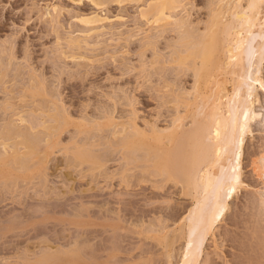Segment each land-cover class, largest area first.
<instances>
[{"label": "rangeland", "instance_id": "1", "mask_svg": "<svg viewBox=\"0 0 264 264\" xmlns=\"http://www.w3.org/2000/svg\"><path fill=\"white\" fill-rule=\"evenodd\" d=\"M212 1L216 0H186L185 13L190 17L186 13L185 18H192L191 25L199 23L197 27H205L210 9L218 8L217 4L210 6ZM106 3L98 6L91 0H0V126L7 120L17 122L36 148L29 160L21 158L15 164L11 162V169L9 163V167L0 169V264H177L180 260L185 241L180 232L183 228L186 231L180 227L181 220L188 216L194 199L183 193L180 182L176 184L157 169V163H153L155 154L147 150L154 152V144L153 149L149 143L141 145L149 144L147 149H130L124 141L125 135L131 133L132 122L141 127L143 136L159 131L156 127L154 131L152 124L163 130L174 125L175 118L179 121L181 116H187L192 98L201 99L196 95L208 89L202 88L197 94L195 91L192 96V68L187 69H191L187 74L176 68L182 65L173 54L180 55L184 46L179 40L180 52L174 49L180 45L175 25L171 26L175 30H163L164 35L160 30L159 39L153 33L157 41L156 46L154 40L153 44L149 42L152 48L147 41L152 38L150 30L154 25H145L139 16L144 2ZM225 4L219 8L226 9ZM228 7L229 4L230 13ZM183 11L180 8L179 12ZM94 12L109 17V23L104 29L89 33L77 17ZM177 13L178 10L174 14ZM166 24L161 29L170 25ZM147 29L151 38L144 36ZM69 37H78L82 48L80 43V49L69 45ZM156 59L160 61L157 63ZM262 72L264 78V67ZM41 80L50 95L35 94L36 90L31 93ZM186 90H190L185 94L191 99L183 94ZM260 93L264 100V92ZM176 97L181 100L177 108ZM185 97L190 100L188 109L187 102H183ZM197 102L193 110L197 114L188 112V118L183 117L184 125L179 127L183 131L193 124L191 118L200 113L201 101ZM42 106L45 109H39ZM55 108L60 116L68 117L65 121H70L61 131L41 126L44 122L46 126L54 124ZM41 111L49 112L48 116ZM20 115L28 123H21ZM260 128L258 120L253 125L254 135L247 136L243 150L242 178L248 187L243 186L230 201V209L212 236L215 238L209 235L204 241L205 249L202 248L197 264H264V216L254 209L260 199L261 181L250 166L252 158L264 147ZM169 131L165 130L164 135ZM148 138L151 139L149 135ZM166 140L165 144L160 143L171 147L177 143V139L173 144H166ZM151 141L155 143L153 138ZM156 144V149L160 148L161 144ZM172 153L170 157L174 156ZM174 153L179 156L181 151ZM4 170H12V174Z\"/></svg>", "mask_w": 264, "mask_h": 264}, {"label": "bare ground", "instance_id": "2", "mask_svg": "<svg viewBox=\"0 0 264 264\" xmlns=\"http://www.w3.org/2000/svg\"><path fill=\"white\" fill-rule=\"evenodd\" d=\"M91 1L94 3V5H98V6L102 5L103 3L105 4L106 2H116L119 4L128 3V2H131V3L139 2V1H142V3L144 2L142 4L143 6L140 5L141 7L139 9L140 10L139 16H141V18H143L145 21L143 19L141 20L144 22V24L145 22L147 24H150L149 26L154 25V27L151 26L153 28V31L156 28L160 27L159 30L156 29V31L154 32L150 30L152 29L150 27L149 30L152 35L148 31V29H147V32H148L147 34L145 33L146 31H144V36L145 35L152 36V38L150 36H147L151 38V40L147 41L148 42L147 46L148 44L150 45L149 42L153 44L152 40H154V44L156 46L157 40L155 41L154 39L155 34H156V37L157 35H159L157 37L159 39V37L163 33H165L167 29L168 30L170 28L172 29L171 26L175 25L174 27L177 30H175L174 28L172 30H175V33H180L179 34L180 36L177 34V36H179V38L177 39L180 45L182 44L180 43V41L183 42L182 45L184 47L181 48L182 52H180L179 47H182V45L181 46L178 45V42L176 41L178 46L174 49L178 50V52H180L181 54L179 55V53L176 52V55L175 54L173 55L176 56L175 58L180 65L182 66L185 65L184 67H186V71L184 70V67L182 68V66L178 67L176 65L177 67L176 66L175 67L181 70L180 72L182 74H187L188 71L191 70V69L189 70L187 69L191 67L192 71H190V74L192 72L191 75L194 76V77L192 76V78L194 79L192 82L193 83L192 87L195 86L194 90L193 88H191V91L192 90L193 91L190 92V90H188V93L189 92L190 94L192 93V96H193V94H195V91L197 94V92L199 93V91L203 89H205L204 91L208 89V92L206 91V93L205 92L199 93L201 95L195 94L196 97L201 96V99H198L201 102H199L197 99L195 100V97L192 98L195 101L194 102L192 100L194 104L191 101L190 105L188 104L190 100L187 101L188 98L185 97L186 101L182 100L183 102H187V109H188V105L190 106L189 107L190 109L188 111L189 113H194L193 110L195 109V107H197L196 106L197 101L200 103L199 105L200 113L198 111L199 115L195 116L194 118L192 117L194 115H190L192 117L191 119L193 120L191 121L193 122V124L191 123V127H189L191 129H189L188 127H187V130L186 128H184L185 129L184 131H183V128L180 129L182 127L181 125H184V123H181L183 121V117L184 119H186V117L189 115L188 112H186L187 109H184L187 116L180 115L181 118L179 117V115L178 117L176 116L177 119L180 118L179 120L180 122L176 120L179 123L178 122L176 123V121H174L176 118L175 116H173L172 119L174 118L175 119L172 121V123L175 122L176 125L175 124L173 125L171 123L173 126L172 125H170V127L167 126L166 127L167 129H164V130L163 128L157 127L155 124L154 125L152 124L153 126L150 125L151 127H154L153 130L156 127L158 128L157 130H159L158 132L162 133V134H159L158 132H155L154 134H157L156 136L151 133L149 134V132L147 136L146 134L143 136L141 127L139 128L138 125H137L138 127H136L135 122L134 123L132 122L133 125L129 126L130 129L128 128L129 132L131 133H129V135H127L128 133L125 135V139L126 138L127 139L124 141V146L126 145L128 147L130 146L129 147L130 149H134L135 146H136L135 147L136 149L138 148V146H139V149H141V147L142 148L145 147L147 149L149 148V144H151L150 146H152L151 147L152 149L156 146L154 152L151 149H147V150H149L150 152L149 154H152V153L155 154V160L158 159V162L157 160L153 161V163L155 162L157 163V166H156L158 167L157 169L159 171H163V173L168 176L167 178L174 180L176 184H179L178 182H180V185L182 184L183 186V187L181 186L183 193H185V195L186 194L190 195L189 197L190 198L192 197V199H194L193 200L194 203L192 202L193 206L190 207L189 212L187 214L188 216H186V218L184 216V218L182 219L183 221L186 220L185 224L182 223V220H181L182 226L180 225V227L183 228L184 226L186 228V231L183 228V231L180 232V235L182 236L184 235L183 237L185 241H183L184 244L182 243L183 247H181V255H180L181 257L179 256L180 260L177 264H197L198 261L200 260V257L202 256L201 254L203 252L202 248H204L203 247L204 241L206 240V238H208L207 236L211 235L210 237H212L214 235L215 230L218 229V225L221 223V221L226 216L228 210L230 209V201L234 198L236 194H238V191L243 186L248 187V184H246L242 178L243 150H244L245 141H246L247 136L250 135L253 137L254 135L253 125L258 120L259 122H261V128L259 129V131L264 135V100H262V97L260 95L261 91L264 92V78L262 75L263 73L262 69L264 67L263 66V63H264V0H218L219 2L216 0L214 1L215 4L212 1V4H210V6L216 7V4H217L218 8L214 9L210 7L211 8L210 10L212 11L210 12L211 15L209 14L210 20H206L208 21V22L205 21L206 23L204 22L205 27H203L204 23L202 26L205 29L197 27L199 23L195 25L193 24L191 25V23L193 22V21L191 22L192 18L191 19L189 18L190 20H187V17L185 18L186 13H187V16L189 14L188 12L185 13V10L187 9L186 5L188 4L186 0H91ZM224 1H226L225 2L226 4L224 3ZM218 3H220V6L222 4L223 6L224 4L225 6L226 5L228 6L229 4L230 7L228 8H230L231 10L230 13L228 12L229 9H227V6H226V9L223 6L219 8L220 6ZM180 8L182 9V11L183 10L184 11L179 12ZM222 9L225 11V14ZM53 10L57 12L58 8L56 10V7H55ZM177 10H178V13H177L178 15L179 14L180 15L185 14V15H183L182 17L181 16L177 17V14L176 15L174 14L175 12H177ZM226 12L229 15H227ZM49 14L51 13L49 12ZM57 15H58V12H57ZM225 16L227 17L229 16V19ZM108 18L109 17L107 16L103 17V15L100 16L99 13L94 12L91 15L87 14L85 16L82 15L80 17H77V20L81 22V24L83 23L84 25H86L85 27L87 30L85 31L89 33L95 31L94 33H96L97 29L98 31H100L102 29L101 27H103V29L105 28L106 22L109 23ZM164 24L166 25L170 24V25L166 26L165 28L162 27L163 29H161V26H163ZM160 30H161V33L159 32ZM163 30L164 31L166 30V31L163 32ZM195 30H197L199 33L195 32ZM153 33L155 34L153 35ZM147 37L145 38L148 40ZM77 38L72 39V37L71 38L69 37L70 39L69 45H73L74 48L77 46L76 48L80 49V47L78 46L81 41L78 43L79 38H78V41H77ZM81 43H80V46L82 48ZM84 43L85 42H83V44ZM152 44L150 45L151 47L153 46ZM171 45L174 46V44H171ZM246 47H247V51H246ZM175 51L173 50L172 52L175 53ZM155 62H153L152 64H154ZM41 81L42 82H39L40 86H39V83H37L38 87L36 86L37 84L34 85V88L36 87L37 88L36 89L33 88V90H30L31 93H33L35 90H36L34 92L35 94H42V92L45 93L49 91L47 89V86L45 88V82L43 80ZM43 82H44V85H41ZM173 82H176V81H173ZM168 86L169 85H165V88ZM48 93H46V95ZM167 93H170V92H167ZM185 93H187V90L183 94ZM33 94L31 95L32 97H34ZM185 96H189V98L191 99V95L185 94ZM178 98L176 99L177 101L174 100L175 107L177 103L178 105H179V102L181 103L180 98L179 99ZM6 105L7 104H5V107ZM43 106L41 108L39 107L38 108L42 110ZM56 108L54 109L55 113H53L55 114L53 115L54 118L52 117V115L49 116V118L52 117L54 119V122H53L54 124H51L50 126H46L45 125L46 123L45 122L42 123L43 122L42 121L41 122L42 125L41 124H37V125H41L43 126V128L48 129L49 131L50 130L56 131L58 129L61 131V127H63V125L66 124L67 121L65 120H67L68 117L65 119L63 115L60 116L61 115L59 113L60 111L57 112L58 108L57 109ZM44 112L41 114L42 115L45 114L44 116L46 115L48 116L49 112L47 111L48 112L47 114ZM179 113L181 112L178 111V114ZM36 116H39V115L36 114ZM61 117L63 118V121H61L62 120ZM0 118H2V116H0ZM19 121L21 123L27 121L28 123V119H26L24 115L19 116ZM11 122L12 120H9V121L7 120L6 122H4V124L9 123L8 125H5L4 127H3L4 124L1 125L3 128L0 126V128H2V131H0L1 132L0 139L2 140L0 142V147H1L0 164L2 165V168L0 166L1 170L6 168L5 167L6 165L7 167H9L11 165V162L13 161L14 163L12 164H15V162H17V160L21 158H24V159L26 158V160L27 159L29 160L30 156L33 157V153L36 154L34 152V150L36 149L34 146V143L31 142L30 138H28L29 136L27 137V135L24 132V129L21 128V125L20 124L18 125L17 122L16 124L13 122L11 123ZM68 122L70 123L69 120ZM146 125L147 124H145V126ZM65 126H67V124ZM132 126L134 128H132ZM35 127L30 125V128H35ZM121 127L119 130L122 129ZM170 128H172V130L173 128H175V130L177 131L182 130L183 132L180 131L179 132L180 135L177 136L178 134L176 133L177 131L176 132L175 130L169 131ZM138 130L141 132H139ZM165 130L169 131L167 132V134H165L166 139L169 140V142L166 139H164L165 137L164 133H166ZM146 131L147 130H145L144 133H146ZM161 131H164V132H161ZM50 133L53 134L56 132H50ZM120 134L122 133L120 132ZM48 135L49 134H47V137ZM148 135L151 139L153 138L155 143H152L153 141H151L150 143L151 139L149 140ZM142 137H147L148 140L147 138H143L144 139L143 140ZM176 139H177V143L176 142L175 143L177 145H180L179 146L180 148L178 147L179 149H176L177 145H175L174 143ZM163 140H166V142H168L166 144H170V142H172V144L174 143V146L171 147V144H170L169 145L170 148H169V146L163 145L165 144ZM156 142L159 144L163 143L160 145V148L158 147V149L160 150L156 149L157 146H159L156 144ZM147 143H149L148 147H146ZM90 144L92 145V143ZM143 144H145L146 146H141ZM152 144H154L155 146ZM163 146H166L167 149H165L166 147H163ZM85 148L87 149V147ZM162 148L165 149V152L161 150ZM168 149L170 150L167 152ZM175 150H176V153L178 154L181 151L179 156H176V154L174 153ZM85 151L87 152L88 150H85ZM170 151L171 153L174 151L172 154L174 155L173 156L174 159L176 158L175 160L171 159L172 156L170 157ZM171 160H173V163ZM8 163H9V166H8ZM250 163H251L250 166L252 167L251 171L253 170L252 172H254L256 174L255 176H257L259 181H261V186L258 188L260 199L257 202V204H255L256 206H254V209L256 210V213L258 215L264 216V147L258 155L252 158ZM28 164H26V166ZM9 169H11V166ZM5 170H8V168ZM11 171L12 170H10V172L7 171L5 173L10 175V173L12 174ZM3 174H2V177H5L6 175L4 174L5 176H3ZM180 227L178 228L180 229ZM145 229H148V228H145ZM182 232H186V234ZM183 237L181 238L183 239Z\"/></svg>", "mask_w": 264, "mask_h": 264}]
</instances>
